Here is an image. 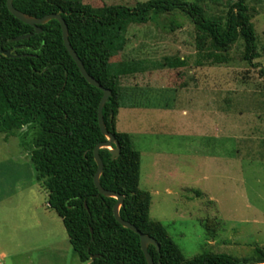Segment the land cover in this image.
I'll return each mask as SVG.
<instances>
[{"label":"rangeland","instance_id":"rangeland-1","mask_svg":"<svg viewBox=\"0 0 264 264\" xmlns=\"http://www.w3.org/2000/svg\"><path fill=\"white\" fill-rule=\"evenodd\" d=\"M228 3L203 5L221 15ZM250 6L261 52L256 66L243 59L242 38L228 63L198 66L195 24L180 10L132 24L114 59H142L150 67L121 77L132 105L120 109L117 130L130 133L141 153L140 187L152 194V219L188 259L205 250L250 257L264 247V0ZM169 56L185 57L188 65L165 66ZM22 140L0 134V263L71 264L79 256L61 217L47 210L48 193Z\"/></svg>","mask_w":264,"mask_h":264},{"label":"trees","instance_id":"trees-1","mask_svg":"<svg viewBox=\"0 0 264 264\" xmlns=\"http://www.w3.org/2000/svg\"><path fill=\"white\" fill-rule=\"evenodd\" d=\"M207 1L219 0H146L103 6L88 0H14V6L34 17L61 13L87 71L112 90L103 113L121 152L113 158L111 148L100 150L105 164L100 181L105 189L125 195L121 216L159 243L160 248L149 246L155 264L264 263L260 245L250 257L205 250L188 259L167 227L152 219V194L140 187L141 153L130 133L117 130L120 109L132 105L126 101L129 91L121 77L150 69L146 60H114L127 46L132 24H147L180 10L195 24L198 66L205 65V60L228 63L230 49L240 38L245 44L243 59L257 65L254 60L261 52L252 22L255 9L250 3L263 0H229L228 10L221 15L209 13L203 5ZM41 27L42 32H35V27L11 13L7 0H0V134L7 138L22 134V146L29 151L38 182L48 193L49 208L62 218L83 263L148 264L140 235L114 215L117 198L101 194L95 184L98 164L94 150L107 140L99 124L104 92L81 73L64 43L60 22L53 19ZM173 27L181 25L174 22ZM2 49L11 50L13 56ZM187 65L185 57L165 58V66L170 68ZM260 67L264 76V67ZM31 132L33 137L27 142L25 137ZM96 254L100 256L93 258Z\"/></svg>","mask_w":264,"mask_h":264},{"label":"water","instance_id":"water-1","mask_svg":"<svg viewBox=\"0 0 264 264\" xmlns=\"http://www.w3.org/2000/svg\"><path fill=\"white\" fill-rule=\"evenodd\" d=\"M7 5L9 10L11 11V13L13 15H15L18 19H20L21 21L32 25L33 27H35V32L40 33L43 31L41 25H44L46 23H48L49 21L53 20V19H57L62 27V32H63V39H64V43L68 49V51L70 52V54L72 55V57L74 58V60L76 61L81 73L83 74V76L87 79V81L91 84H93L94 86L100 88L103 90L104 94L102 97V100L100 102V106H99V124L101 127L102 132L104 133V135H106L107 140L104 142H101L99 144L96 145L95 150H94V154H95V159L96 162L98 164V170L97 173L95 175V184L97 186V188L99 189V192L107 197H115L117 198V203L114 206V215L116 217V219L118 220L119 223H121L124 227L130 228L133 231H135L136 233H138L141 237V245H142V249L146 255L148 264H155L154 258L151 255V253L149 252V246L151 244L157 246L158 248H160L159 243L157 242V240L151 236L148 233H144L142 232L136 225H134L133 223L125 220L121 214H120V208L121 206L124 204V200H125V195L120 194L116 191H111L108 189H105L100 181V177L101 175L104 173V169H105V164L104 161L101 157L100 154V150L102 148H111V152H112V157L116 158L120 155L121 152V147H120V143L118 138L116 137V135L110 131L107 127L105 118H104V107L106 105V103L108 102V100L110 99V97L113 95V92L111 89L104 87L96 78H94L86 69L83 61L81 60V58L79 57L77 51L74 49L71 41H70V36H69V27L68 24L66 22V20L64 19V17L62 16L61 13H53V14H48L45 15L44 17H34L31 16L19 9H17L14 6V0H7ZM31 35H34V33L32 34H28L25 36H20L17 37L16 40H20L23 38H27L30 37ZM3 53H5L8 56H13V54L11 53V50H1ZM115 146V147H113ZM100 255L96 254L93 255L92 257H99Z\"/></svg>","mask_w":264,"mask_h":264},{"label":"crops","instance_id":"crops-1","mask_svg":"<svg viewBox=\"0 0 264 264\" xmlns=\"http://www.w3.org/2000/svg\"><path fill=\"white\" fill-rule=\"evenodd\" d=\"M49 205V203H48ZM48 211H51L52 209H50L49 207L47 208ZM52 212V211H51ZM62 219V218H61ZM53 222H57L56 219L53 220ZM0 264H3V263H0ZM71 264H86V263H83L80 258H77V257H74V260Z\"/></svg>","mask_w":264,"mask_h":264}]
</instances>
